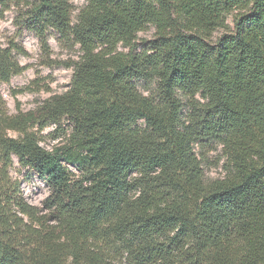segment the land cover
I'll return each mask as SVG.
<instances>
[{
	"label": "trees",
	"instance_id": "16d2710c",
	"mask_svg": "<svg viewBox=\"0 0 264 264\" xmlns=\"http://www.w3.org/2000/svg\"><path fill=\"white\" fill-rule=\"evenodd\" d=\"M85 2L74 22L70 0H0L48 56L50 30L82 53L70 89L37 109L10 114L0 94V264H264V0ZM14 53L0 45L2 83L25 71ZM200 140L222 145L224 178L205 181ZM14 158L49 188L42 207Z\"/></svg>",
	"mask_w": 264,
	"mask_h": 264
},
{
	"label": "rangeland",
	"instance_id": "374dc122",
	"mask_svg": "<svg viewBox=\"0 0 264 264\" xmlns=\"http://www.w3.org/2000/svg\"><path fill=\"white\" fill-rule=\"evenodd\" d=\"M74 8L73 21L76 22L79 12L85 7V0H70ZM234 15V14H233ZM233 15L229 16L228 24L233 28ZM21 11L16 6L3 9L0 6V45L9 48L18 45L24 53H14L15 58L25 67V71L12 78L10 83L0 82V94L6 101L10 114L20 111L28 112L37 109L45 100L66 93L72 82L74 68L71 65L79 61L82 53L73 40L66 41L56 32L47 33L50 50L48 56L40 39L21 24ZM226 31L218 30L214 39H219ZM155 28L148 26L138 35V50H145L149 41L154 39ZM121 50H124L121 48ZM138 90L145 96H155L156 81H135ZM182 103V119L188 124L193 116V102L185 96H180ZM143 124V123H141ZM66 125L55 132L50 127L42 133L41 145L47 150L61 145L66 141ZM11 136L16 137L11 133ZM195 152L201 161L205 181L207 183L226 176L227 159L222 145L217 141L200 140L195 146ZM12 176L21 184L22 196L32 205L42 207L50 195V190L39 176L28 168H23L14 158L11 168Z\"/></svg>",
	"mask_w": 264,
	"mask_h": 264
}]
</instances>
